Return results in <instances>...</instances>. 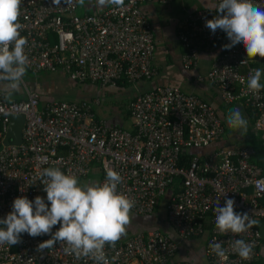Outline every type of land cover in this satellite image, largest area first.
I'll return each mask as SVG.
<instances>
[{
  "label": "built area",
  "instance_id": "obj_1",
  "mask_svg": "<svg viewBox=\"0 0 264 264\" xmlns=\"http://www.w3.org/2000/svg\"><path fill=\"white\" fill-rule=\"evenodd\" d=\"M148 1L124 0L123 7L78 13V0H22L18 22L28 40V69L61 70L72 79L103 85L115 84L119 78L134 82L151 77L155 41L141 8ZM254 3L264 7V0ZM211 7L188 14L178 32L185 68L196 65L200 50L229 43L224 31L212 33L205 26L216 14ZM260 59H249L242 45L230 50L222 47L209 70L198 78L216 85L224 101L250 105L255 125L264 127V89L252 94L246 86ZM24 93L21 99L0 98V218L12 210L16 197L34 200L39 195L47 202L43 185L33 180L43 168L55 166L82 177L96 166L102 182L105 168L111 167L123 178L118 190L135 201L133 213H152L159 197L171 189L165 210L177 235L157 227L129 234L115 248L105 249L109 258L116 257L115 264H192L176 258L179 243L204 234L207 264L255 260L260 243L257 225L239 236L222 235L215 227V205L219 200L222 207L226 198H232L235 211L246 212L256 221L264 218V170L252 160L254 150L248 145L199 150L224 133L221 119L208 102L177 85H157L129 101L131 128H123L105 124L85 101L58 100L41 110L38 93L25 83ZM16 113L25 115L22 141L4 144L9 117ZM175 178L179 179L176 185ZM49 238L22 234L20 243L0 246V264H93L91 259L65 253L62 243L38 251V245ZM237 238L254 246L249 260L232 250ZM216 242L228 252L223 261L211 250Z\"/></svg>",
  "mask_w": 264,
  "mask_h": 264
},
{
  "label": "clouds",
  "instance_id": "obj_2",
  "mask_svg": "<svg viewBox=\"0 0 264 264\" xmlns=\"http://www.w3.org/2000/svg\"><path fill=\"white\" fill-rule=\"evenodd\" d=\"M207 2L212 4L209 10L216 14L206 20L205 26L212 33L218 29L226 33L229 43L222 46L224 50L242 45L249 59L264 58V7L254 0ZM21 3L22 0H0V98L5 101L22 90L29 67L25 53L28 40L21 35L22 25L18 22ZM94 6L101 10L108 6L123 7L124 0H95ZM262 76L264 71L259 68L249 73L246 81L249 92L257 94L264 89ZM226 123L241 134L248 131L249 122L238 107L228 111ZM105 173L102 182H82L78 176L55 166L37 171L33 180L43 185L47 202L39 195L34 200L27 196L16 197L12 210L0 218V246L20 243L25 233L31 237L49 235V239L38 245V251L62 243L65 253L77 259H91L93 264H115L116 257L109 258L105 249L115 248L126 234L135 201L118 190L123 179L118 171L106 167ZM234 205L232 198H226L222 207L219 200L215 205V227L222 235L239 236L257 223L248 213L235 211ZM253 247L239 238L231 244L242 260L252 257ZM211 250L221 261L228 255L219 242L213 243Z\"/></svg>",
  "mask_w": 264,
  "mask_h": 264
},
{
  "label": "crops",
  "instance_id": "obj_3",
  "mask_svg": "<svg viewBox=\"0 0 264 264\" xmlns=\"http://www.w3.org/2000/svg\"><path fill=\"white\" fill-rule=\"evenodd\" d=\"M95 0L85 1L83 10L78 13L95 12ZM208 6L212 4L207 0H171L166 3H159L156 0L141 3V8L146 14L151 23L155 48L152 57V64L155 67V73L149 78L138 79L128 84L108 83L103 85L99 81H78L70 78L61 70L43 71L36 73L33 78H30L29 89L35 90L38 93V107L42 110L47 104L58 100L82 103L85 101L91 106L95 116L102 119L107 125H117L131 127V120L128 115V103L138 93H142L157 85H177L186 92H192L199 98L212 105L224 125V133L210 145L200 148V151H209L215 145L222 146H241L248 145L254 151L252 160L258 163L264 170V127H257L253 122V116H256L252 109H249L247 104L241 100L226 102L221 98L219 88L208 82L205 79H199V75H204L210 68V65L222 50L220 43H214L210 47L199 51L196 65L190 68H185L182 65V54L184 52L183 45L178 37V32L183 25L188 14L196 8ZM257 66L264 71V58L258 60ZM261 83H264L262 76ZM114 91H118L119 103L112 96ZM18 95V96H16ZM24 88L15 94L12 99L24 98ZM118 103V108L115 106ZM240 108L242 114L248 120V131L241 134L235 131L226 123V115L230 109ZM114 119V120H113ZM95 175L90 178V172L82 177L80 181H99L100 172L97 167H93L90 171ZM171 189H168L163 195L154 211L151 213L152 223L159 224L158 216H163L166 213L165 202ZM131 220L126 229V234L140 230H145L149 219L141 214L131 212ZM143 224V225H142ZM260 231V243L257 248L256 260L258 264H264V218L257 219L256 223ZM160 226H155L173 237H176V230L167 220ZM196 249H198L196 251ZM176 258L187 259L192 264H207L204 256L203 242L197 240V237L183 238L179 243V248L176 253Z\"/></svg>",
  "mask_w": 264,
  "mask_h": 264
},
{
  "label": "rangeland",
  "instance_id": "obj_4",
  "mask_svg": "<svg viewBox=\"0 0 264 264\" xmlns=\"http://www.w3.org/2000/svg\"><path fill=\"white\" fill-rule=\"evenodd\" d=\"M85 1H89V0H84V2ZM79 10H80V12L83 10V4H81L80 3V0H79ZM43 71L44 70H41V71H38V72H34V71H31V70H27V73H26V75H25V77H24V80H25V84L27 85V86H30V81H29V79L30 78H33L34 77V75L36 74V73H38V74H41V73H43ZM129 82H131V81H129ZM23 88H24V86H23ZM16 96H18V95H16ZM112 96L113 97H115V101L116 102H118L119 103V94H118V91H114L113 93H112ZM13 98V97H12ZM118 103H116V107L118 108ZM114 120V119H113ZM218 147H219V145H215L212 149H218ZM211 149V150H212ZM93 175H95L94 174V172H93V170L92 171H90V178L91 177H93ZM178 182H179V179L178 178H175L174 179V182H173V184L174 185H176V184H178ZM163 196V195H162ZM162 196H160L159 198H161ZM156 207V206H155ZM150 215H152L151 213L150 214H145V215H143L144 217H147L148 219H149V224L147 223L146 225H144L145 227L147 226V227H155V226H160V227H162L161 225H162V223H165L166 222V220H167V216H166V213H165V215H163V216H158L157 217V221L159 222V224L158 225H156L155 223H152V218H150ZM167 222H168V220H167ZM143 225V224H142ZM138 230H140V229H138ZM137 231V230H136ZM197 240L201 243V245H202V242H203V247H204V245H205V242H206V234H204V235H201V236H199V237H197ZM198 249H196V251H197Z\"/></svg>",
  "mask_w": 264,
  "mask_h": 264
},
{
  "label": "water",
  "instance_id": "obj_5",
  "mask_svg": "<svg viewBox=\"0 0 264 264\" xmlns=\"http://www.w3.org/2000/svg\"><path fill=\"white\" fill-rule=\"evenodd\" d=\"M24 120L25 115L23 113L10 115L6 131L3 136L4 144H19L22 141V128L24 125Z\"/></svg>",
  "mask_w": 264,
  "mask_h": 264
},
{
  "label": "trees",
  "instance_id": "obj_6",
  "mask_svg": "<svg viewBox=\"0 0 264 264\" xmlns=\"http://www.w3.org/2000/svg\"><path fill=\"white\" fill-rule=\"evenodd\" d=\"M27 70H29V69H27ZM32 71V70H31ZM41 71V70H40ZM46 71V70H45ZM47 71H50V70H47ZM38 72V71H37ZM128 84L129 83V81H127L125 78H119V79H117V81H116V84H121V85H123V84ZM18 99H20V98H18ZM248 106V108L249 109H251V106L250 105H247ZM128 115H129V113H128ZM255 116H253V118H252V120H253V122L255 121ZM120 127H123V128H131V127H124V126H121L120 125ZM0 130H1V123H0ZM191 238V237H190ZM251 264H258V260H253L252 261V263Z\"/></svg>",
  "mask_w": 264,
  "mask_h": 264
}]
</instances>
